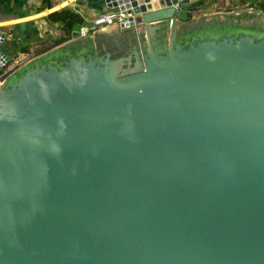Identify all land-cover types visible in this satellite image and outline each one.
<instances>
[{
  "label": "water",
  "instance_id": "95a60500",
  "mask_svg": "<svg viewBox=\"0 0 264 264\" xmlns=\"http://www.w3.org/2000/svg\"><path fill=\"white\" fill-rule=\"evenodd\" d=\"M104 1L127 22L0 81V264H264V34Z\"/></svg>",
  "mask_w": 264,
  "mask_h": 264
},
{
  "label": "crops",
  "instance_id": "0c3cea01",
  "mask_svg": "<svg viewBox=\"0 0 264 264\" xmlns=\"http://www.w3.org/2000/svg\"><path fill=\"white\" fill-rule=\"evenodd\" d=\"M203 3L201 8H205V11L208 12L213 11L208 13L207 21H210L211 18L219 21L211 29H208L209 33L236 32V27H240L246 32H252L256 27L257 31H264V15L260 12V9H264V0H203ZM227 6L232 8H227ZM246 6H249L250 9H246ZM215 9L218 10L215 12ZM59 10L73 11L79 14L85 23L87 19L108 11V8L104 0H49L47 4L42 0H0V30L11 38V41L6 43L5 49L10 52L14 50L7 68L9 71L18 65L17 61L21 60L23 55H28V53H21L18 50L20 46H30V52H32L33 48L40 47L39 44H36L40 40L44 41L45 44L54 45L57 41L66 39L63 43L44 53L32 54L33 56L25 63L28 65L40 57L79 39L72 36V33L77 31L83 23L77 26L71 34H67L61 23L47 19V15ZM236 10L239 11L236 12ZM236 14L241 15L236 17ZM236 19L241 20L239 23L233 22ZM22 22L29 32L28 35H25L19 28V24ZM29 35V38L25 37ZM17 41L20 42L17 43ZM32 45H34L33 48ZM18 66L20 67V65ZM19 67L13 72L19 70Z\"/></svg>",
  "mask_w": 264,
  "mask_h": 264
},
{
  "label": "built area",
  "instance_id": "2783aa9c",
  "mask_svg": "<svg viewBox=\"0 0 264 264\" xmlns=\"http://www.w3.org/2000/svg\"><path fill=\"white\" fill-rule=\"evenodd\" d=\"M246 9H250L249 6H246ZM239 10H236L238 12ZM260 12L264 15V9H260ZM191 14V18L195 19L197 16L195 14H199V16H207L208 13L202 9H195L194 11H191L188 13V15ZM130 15L127 13L126 10H119V9H108V11L103 12L101 14H98L90 19H87L85 23H83L78 29L77 33L79 38L88 36L100 29L113 26V25H121L123 23L127 22V19ZM10 64V60L6 62L5 64H1L3 67V72L0 74V81L4 79V75L6 72V69L8 68ZM9 71V70H8ZM3 77V78H2Z\"/></svg>",
  "mask_w": 264,
  "mask_h": 264
},
{
  "label": "rangeland",
  "instance_id": "374dc122",
  "mask_svg": "<svg viewBox=\"0 0 264 264\" xmlns=\"http://www.w3.org/2000/svg\"><path fill=\"white\" fill-rule=\"evenodd\" d=\"M203 4L204 3L202 0V5L200 7L197 6L196 10L200 8L204 11L205 8H201V7H203ZM229 8H232V7H229ZM217 10L218 9H215V12ZM206 12L212 13L213 11H211V12L206 11ZM240 15L241 14H236V17H239ZM195 16H197V17L195 19H192L191 14L188 15L187 23L184 24L185 26L183 27V29L181 31H178V41L187 42L191 39H195V38H198L200 36H206V34L208 33V29H211L212 26H214V24H217L219 22V21H217V19L214 20V18L213 19L209 18L210 21H207V18H206L207 16H201V15L199 16V14L198 15L195 14ZM240 20L241 19H236V21H233V22L239 23ZM257 30L258 29L256 27V29L252 32H254L255 35H263L264 34V31L259 32ZM240 31H245V30L241 29L240 27H236V32H240ZM47 45L49 46V44H47ZM32 54H33V52L28 53V55H23V57H21L22 59L17 61V64L20 65V67L17 65L11 71H8V69H6L5 76H7V79L15 73L13 71H15L17 67H19V70H20L21 68L26 66L25 63L29 60V58H31V56H33Z\"/></svg>",
  "mask_w": 264,
  "mask_h": 264
},
{
  "label": "trees",
  "instance_id": "16d2710c",
  "mask_svg": "<svg viewBox=\"0 0 264 264\" xmlns=\"http://www.w3.org/2000/svg\"><path fill=\"white\" fill-rule=\"evenodd\" d=\"M49 0H42V2L44 3H48ZM202 2H198L197 6H201ZM227 8H229V6H227ZM47 19L53 22H59L61 23L63 29L65 30V32L67 34H71L73 30H75V28L77 26H80L83 23V18L70 10H59V11H54L52 13H50L49 15H47ZM26 38H29V36H25ZM66 39H62L60 41H57V43H55L54 45L49 44V46L47 44H45L44 41L40 40L38 42H36V44H39L40 47L38 48H33L34 45H32V52L34 55H38L41 53L46 52L47 50L53 48L54 46H57L61 43H63ZM21 53H29L30 52V46H20L18 49ZM1 74V73H0ZM5 76V75H4ZM3 78V77H2ZM1 79V78H0Z\"/></svg>",
  "mask_w": 264,
  "mask_h": 264
},
{
  "label": "flooded vegetation",
  "instance_id": "af4514ba",
  "mask_svg": "<svg viewBox=\"0 0 264 264\" xmlns=\"http://www.w3.org/2000/svg\"><path fill=\"white\" fill-rule=\"evenodd\" d=\"M184 26H185L184 24L181 25L179 31H181ZM131 38L132 36L127 33H123L121 35H115L108 39L109 46H112L109 49L110 50L112 49L113 51L116 52V54L114 55L121 56L123 53L127 51L125 48H127V45L131 42ZM4 77L5 79L7 78V76Z\"/></svg>",
  "mask_w": 264,
  "mask_h": 264
}]
</instances>
